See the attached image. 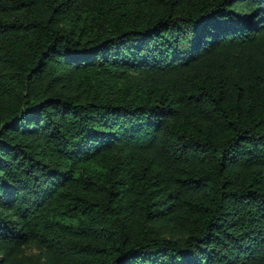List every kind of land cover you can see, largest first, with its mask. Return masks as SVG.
I'll return each instance as SVG.
<instances>
[{
    "label": "trees",
    "instance_id": "1",
    "mask_svg": "<svg viewBox=\"0 0 264 264\" xmlns=\"http://www.w3.org/2000/svg\"><path fill=\"white\" fill-rule=\"evenodd\" d=\"M0 264H264V0H0Z\"/></svg>",
    "mask_w": 264,
    "mask_h": 264
}]
</instances>
